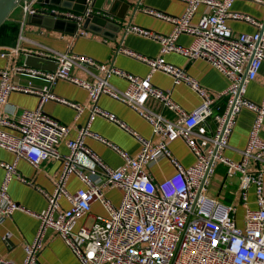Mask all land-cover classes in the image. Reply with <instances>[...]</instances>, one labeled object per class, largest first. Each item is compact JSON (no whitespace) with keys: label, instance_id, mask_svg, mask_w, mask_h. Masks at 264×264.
<instances>
[{"label":"built area","instance_id":"1","mask_svg":"<svg viewBox=\"0 0 264 264\" xmlns=\"http://www.w3.org/2000/svg\"><path fill=\"white\" fill-rule=\"evenodd\" d=\"M179 1L185 4L180 16L144 9L172 24L168 34L132 24L125 27L127 32L159 44V55L154 57L124 47L117 50L145 63L149 67L145 76L28 40L21 34L16 44L0 48L1 56L22 53L24 58L30 55L55 63L53 70L28 66L24 62H13L9 68L0 70V148L25 159L35 168L47 158L62 163L53 191L40 189L46 198V207L36 215L38 228L34 238L24 246V260L14 263L0 257V264H40L38 255L49 229L61 237L80 264H264V139L259 134L264 119V96L260 103H253L245 96L248 82L255 79L264 61V19L259 21L233 12L234 0ZM251 1L262 5L264 10V0ZM36 3L37 0L20 3L25 18L37 12ZM200 4L206 6V11L193 24L191 19ZM42 10L55 18L75 21L79 27L91 12L90 8L80 14L51 6H44ZM229 19L251 23L255 31L234 35L227 23ZM182 33L192 36L188 46L177 43ZM24 41L30 47L22 49ZM169 52L188 60H206L227 78L226 88L220 92L207 90L183 68L168 63L163 55ZM74 68L85 72L88 79L73 75ZM155 71L169 75L175 84L187 85L200 97V104L190 111L182 108L169 92L151 83V73ZM10 74L38 79L44 84L37 87L31 81L26 85L10 82ZM111 75L126 79V88L113 86L108 80ZM58 80L85 89L89 104L68 101L51 93V86ZM11 92L34 94L39 98L38 105L34 109H23L13 117L3 108ZM101 95L133 109L150 124L156 141L137 134L114 114L101 109L97 104ZM150 98L175 117L169 118L147 106ZM220 99L225 101L223 106L218 104ZM47 101L73 108L76 117L89 108L91 118L98 115L133 136L139 144L138 152L130 154L87 127L80 128L75 138H67L69 129L44 112L43 104ZM242 108L252 110L255 116L241 159L234 161L225 156L224 150ZM85 136L101 141L118 154L121 166L113 168L105 164L85 145ZM176 139H181L194 155V163L188 167H183L168 147V143ZM62 140L68 150L64 155L57 149ZM81 154L90 158L93 167L80 164ZM163 157L169 159L175 170L162 181H155L145 168ZM218 164H224L228 178L238 176L243 203L247 200L248 188H254L257 207L246 208L242 226L236 223L234 205L223 204L209 195V185ZM250 164L254 165L253 170L249 169ZM0 168L4 170L0 183L2 222L21 209L8 194L9 181L13 177L25 183L28 180L17 171L15 163L0 160ZM70 173L82 182L74 192L65 189ZM105 187L121 190L117 205L104 197ZM61 197L67 200V208L61 207ZM95 200L103 205L106 215L96 216L90 225L72 230V222L88 214Z\"/></svg>","mask_w":264,"mask_h":264},{"label":"crops","instance_id":"2","mask_svg":"<svg viewBox=\"0 0 264 264\" xmlns=\"http://www.w3.org/2000/svg\"><path fill=\"white\" fill-rule=\"evenodd\" d=\"M44 6L39 4L36 7L35 5L36 9H42ZM145 8L171 16H180L185 10V4L179 0H140L135 11L133 7L128 9L122 22L123 28L118 34L115 33L114 39V31L111 29L103 30L102 28H97L95 25L93 29L105 31L106 35H113L111 36L112 38H106L95 31L81 28L77 29L76 33L72 35L64 31L61 32L30 23L27 17H24L22 7L19 4L9 13L10 18L18 23L17 37L11 44H0V48L13 46L18 41V35L21 34L28 40L40 42L61 51L69 50L77 55L86 56L99 62L111 63L120 70L130 74L145 76L149 73V67L145 63L117 51L118 48L124 47L144 56L154 57L159 55V44L156 41L125 30L128 24L161 34H168L172 30L171 23L146 13L144 11ZM231 10L249 15L255 20L260 21L264 19L263 6L251 0H234ZM205 11L206 6L200 4L191 19V23H196ZM227 23L234 35L253 33L255 31L254 25L242 20L229 19ZM81 31L85 33L81 34ZM191 41L192 36L186 33L180 34L177 38V43L182 46H188ZM21 46L22 49H26L30 47V44L24 41L21 43ZM163 56L168 63L183 68L201 86L211 92L223 91L228 84L227 78L206 60H188L186 57L175 52H169ZM20 57V63L24 62L22 53L0 55V70L9 68L13 62L19 63ZM72 74L81 79H88L87 74L77 68L72 70ZM108 80L119 89L126 88L128 84L126 79L117 75H111ZM150 80L154 86L169 92L173 100L187 111L194 109L200 104V97L191 88L183 83L175 84L169 75L161 71L151 73ZM9 81L21 85H26L28 81H31L37 87L44 84V82L38 79H29L23 75L14 76L10 74ZM50 92L68 101L78 102L82 105L89 104L87 91L65 80L56 81L51 86ZM245 96L247 100L253 103H260L262 101L264 96V61L255 79L248 82ZM38 102L39 98L34 94L11 92L8 103L3 108L11 116L17 117L23 109H34L38 105ZM224 102V99H220L218 104L223 106ZM97 104L101 109L121 119L137 134L156 141V138L152 135L150 124L129 106L107 95H101L97 100ZM146 104L153 110L169 118L175 117L173 113L151 98L147 100ZM43 110L47 115L53 117L69 129L67 138H75L80 128L87 127L90 132L116 144L130 154H136L139 150V144L133 136L98 115L91 118L89 108H85L76 117L73 108L54 101H47L43 104ZM254 116L252 110L248 108L241 109L228 139V146L224 150L225 156L229 159L234 161L241 159V151L247 144ZM259 134L264 139V119ZM83 140L85 145L105 164L113 168L121 166L122 160L120 156L104 143L91 136H85ZM168 147L172 155L183 167H188L194 163V155L181 139L169 142ZM57 149L62 155L67 153L68 150L64 140L58 144ZM0 160L7 163H15L17 171L28 180V183H25L13 177L9 181L7 187L8 194L21 209L16 210L11 217L0 222V257L14 263H21L24 260V246L34 238L38 228L39 220L36 215L41 214L46 207V198L40 192V189L47 192L53 191L55 181L61 172L62 163L58 159L47 158L35 168L25 159L16 158L13 153L3 148H0ZM79 160L80 164L86 168L93 167L90 158L86 154H81ZM249 169L253 170L254 165L250 164ZM174 170L175 168L169 159L164 157L145 168L146 173L153 177L155 181H162L171 175ZM3 175L4 170L0 168V183ZM238 182L237 175L228 178L224 164H218L209 185V195L218 198L223 204L234 205L236 223L242 226L246 208L255 209L257 204L253 186H250L247 190L246 202L243 203L241 201ZM81 186L82 182L74 173H70L66 177L65 189L68 192H74ZM102 192L104 197L113 205H117L120 202V189L105 187ZM59 201L62 208L69 206L64 197H61ZM106 213L103 205L95 200L91 203L89 213L75 219L72 222L71 228L72 230H78L82 226H88L94 221L96 216H105ZM38 260L40 264H80L61 237L50 229L45 232L43 248L38 255Z\"/></svg>","mask_w":264,"mask_h":264},{"label":"water","instance_id":"3","mask_svg":"<svg viewBox=\"0 0 264 264\" xmlns=\"http://www.w3.org/2000/svg\"><path fill=\"white\" fill-rule=\"evenodd\" d=\"M24 1L27 0H0V26L7 19L9 13ZM139 1L140 0H37V3L41 5L68 9L80 14H83L87 8H90L91 12L84 18L80 27L75 21L55 18L42 9H36L37 12L34 15H29L27 19L30 23L61 32L64 31L72 35L76 33L77 29L81 28L95 31L106 38H112L111 36L113 35L108 36L105 31H96L93 29L95 25L97 28H102L103 30L111 29L114 31V39L116 36L115 33L118 34L123 28L122 22L125 19L128 9L133 7L135 11ZM24 63L28 66L46 68L48 70H53L55 68L54 62H44L42 59L30 55L25 56Z\"/></svg>","mask_w":264,"mask_h":264},{"label":"trees","instance_id":"4","mask_svg":"<svg viewBox=\"0 0 264 264\" xmlns=\"http://www.w3.org/2000/svg\"><path fill=\"white\" fill-rule=\"evenodd\" d=\"M18 33V23L8 15L7 19L0 26V44H11Z\"/></svg>","mask_w":264,"mask_h":264},{"label":"rangeland","instance_id":"5","mask_svg":"<svg viewBox=\"0 0 264 264\" xmlns=\"http://www.w3.org/2000/svg\"><path fill=\"white\" fill-rule=\"evenodd\" d=\"M38 5H39V4L37 3V4H36V7H37ZM18 61H19V63L21 62V57H20V59H19Z\"/></svg>","mask_w":264,"mask_h":264}]
</instances>
